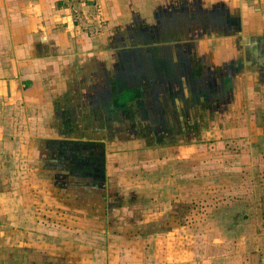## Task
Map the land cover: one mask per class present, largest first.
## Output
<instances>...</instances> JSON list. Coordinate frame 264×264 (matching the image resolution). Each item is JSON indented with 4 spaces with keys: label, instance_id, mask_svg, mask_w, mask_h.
Segmentation results:
<instances>
[{
    "label": "rangeland",
    "instance_id": "obj_1",
    "mask_svg": "<svg viewBox=\"0 0 264 264\" xmlns=\"http://www.w3.org/2000/svg\"><path fill=\"white\" fill-rule=\"evenodd\" d=\"M66 96L55 114L56 104L53 111L22 93L0 91V264H264V175H257L264 165L263 129H227L222 142L207 145L200 134H186L172 146L167 130L132 132L142 125L137 113L124 118L122 132L113 126L108 138L105 115L86 95ZM187 104L192 113L183 122L196 113L190 98ZM176 110L182 116L183 109ZM68 115L77 134L61 130ZM97 123L101 133L91 130ZM256 133L261 136L252 139ZM79 134L104 141L102 163L81 173V181L98 185L93 198L106 196L93 208L75 200L83 191H73V184L72 192H57L72 180L63 170L79 166L73 154L65 159L58 142L43 139ZM53 158L64 160L58 165ZM256 159L248 171L254 163L248 160ZM102 181L107 186L100 187Z\"/></svg>",
    "mask_w": 264,
    "mask_h": 264
},
{
    "label": "crops",
    "instance_id": "obj_2",
    "mask_svg": "<svg viewBox=\"0 0 264 264\" xmlns=\"http://www.w3.org/2000/svg\"><path fill=\"white\" fill-rule=\"evenodd\" d=\"M125 89L139 90L128 105L140 108L144 128L167 130L172 146L186 134H200L207 145L222 142L227 129L264 130V0H0V91L22 93L53 111L56 104L55 114L64 95H86L95 112L117 117L107 126L110 138L113 126L122 132L127 121L111 107ZM51 96L57 103H48ZM194 97L201 115L194 105L193 120L183 122L192 113L187 98ZM97 124L91 130L101 133ZM60 127L66 135L79 132L73 116ZM43 139L58 142L57 149L88 141L81 134ZM54 160L61 165L63 158ZM257 161L248 160L254 162L248 171ZM97 170L102 175V166ZM63 171L72 183L57 192H72L73 184L83 191L75 200L92 208L105 199L93 198L98 185L81 181L82 172Z\"/></svg>",
    "mask_w": 264,
    "mask_h": 264
},
{
    "label": "flooded vegetation",
    "instance_id": "obj_3",
    "mask_svg": "<svg viewBox=\"0 0 264 264\" xmlns=\"http://www.w3.org/2000/svg\"><path fill=\"white\" fill-rule=\"evenodd\" d=\"M197 82H198V80L194 81L195 84H197ZM139 97H137V98H139ZM191 100L193 103L195 102L193 105H195L197 107V111L201 115V103L197 102V101H199L198 97L191 98ZM131 101H128L127 103H124V104L117 103V105H115V106L112 104L111 107L113 109V112L116 114V116L124 115L126 118L129 117V118L134 119L133 115H138L140 108L138 106L136 109L131 108V105H128L129 102H131ZM124 106H126V107H124ZM100 113L102 114V112H100ZM104 115H105L104 120L106 121L105 124H107V126H108L110 122L107 123V121H111V119H113L114 117L113 116L110 117L109 114H107V113H105ZM139 116H140V114H139ZM115 118H117V117H115ZM143 129L146 130V133H149V132H150L149 134L154 133L152 129L142 128L141 125H138L137 129L134 128L131 131L132 132L135 131V133H137V134L139 132H141V134H142ZM60 151L65 152L64 153V155H66L65 159H67L68 157H71V155L73 154L72 163L75 162V164L77 166H79L78 170L80 172H86L90 168H96L98 165V163H97L98 160H100L102 163L103 155H104L103 154L104 144L103 143H101V144L95 143V141H91V140L85 141V144H83V141L77 142V143L74 142V143H70V145L66 144L65 148H61ZM66 151H67V154H66ZM63 160H64V158H63ZM68 160H70V158Z\"/></svg>",
    "mask_w": 264,
    "mask_h": 264
},
{
    "label": "trees",
    "instance_id": "obj_4",
    "mask_svg": "<svg viewBox=\"0 0 264 264\" xmlns=\"http://www.w3.org/2000/svg\"><path fill=\"white\" fill-rule=\"evenodd\" d=\"M139 95L141 94L138 89H125L120 95L117 96L116 104L127 103L128 101L136 99L137 97H139Z\"/></svg>",
    "mask_w": 264,
    "mask_h": 264
}]
</instances>
